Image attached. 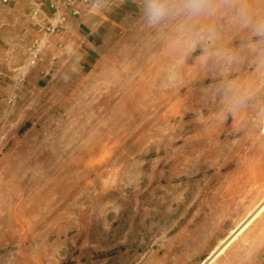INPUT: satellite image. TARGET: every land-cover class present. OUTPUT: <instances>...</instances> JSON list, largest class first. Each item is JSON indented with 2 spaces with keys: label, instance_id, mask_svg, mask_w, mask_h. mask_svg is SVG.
I'll list each match as a JSON object with an SVG mask.
<instances>
[{
  "label": "rangeland",
  "instance_id": "1",
  "mask_svg": "<svg viewBox=\"0 0 264 264\" xmlns=\"http://www.w3.org/2000/svg\"><path fill=\"white\" fill-rule=\"evenodd\" d=\"M10 1L0 264H264V74L248 33L204 22L237 54L225 77L179 21L149 26L142 0H59L31 18ZM225 78L250 86L246 106L230 108Z\"/></svg>",
  "mask_w": 264,
  "mask_h": 264
},
{
  "label": "clouds",
  "instance_id": "2",
  "mask_svg": "<svg viewBox=\"0 0 264 264\" xmlns=\"http://www.w3.org/2000/svg\"><path fill=\"white\" fill-rule=\"evenodd\" d=\"M142 12L149 26H158L176 20L178 38L187 51L201 49V61L221 67L225 77L237 54L221 43L214 24L204 22L211 18H226L238 32L248 37L241 47L254 56L258 73L264 74V10L254 9L250 0H142ZM221 90L232 110L246 106L252 92L250 86L241 88L225 78ZM264 119V109L259 113Z\"/></svg>",
  "mask_w": 264,
  "mask_h": 264
},
{
  "label": "crops",
  "instance_id": "3",
  "mask_svg": "<svg viewBox=\"0 0 264 264\" xmlns=\"http://www.w3.org/2000/svg\"><path fill=\"white\" fill-rule=\"evenodd\" d=\"M59 0H11V9L16 11V12H31L30 17L32 16V13L35 12L36 10H39L40 8H44L46 9L48 7V5L50 4V2H58ZM61 3V0L59 1ZM9 5V4H8ZM19 23L18 24H22L23 22H26L27 24V20L25 16H20L18 17ZM32 20V19H31ZM21 22V23H20ZM29 22V21H28ZM24 25V24H22ZM2 27V25H0V28ZM19 29H23V27L21 26ZM4 32V28L0 29V40H1V34ZM20 32H24V31H19ZM21 38L19 37H12L6 40V44L9 45L7 47L8 52L11 53V50H16V46H23V43L20 41Z\"/></svg>",
  "mask_w": 264,
  "mask_h": 264
},
{
  "label": "built area",
  "instance_id": "4",
  "mask_svg": "<svg viewBox=\"0 0 264 264\" xmlns=\"http://www.w3.org/2000/svg\"><path fill=\"white\" fill-rule=\"evenodd\" d=\"M9 1L10 0H0V7L8 5ZM66 2L68 5L73 6L76 3L86 2V0H66ZM74 13H77L76 9H74Z\"/></svg>",
  "mask_w": 264,
  "mask_h": 264
},
{
  "label": "bare ground",
  "instance_id": "5",
  "mask_svg": "<svg viewBox=\"0 0 264 264\" xmlns=\"http://www.w3.org/2000/svg\"><path fill=\"white\" fill-rule=\"evenodd\" d=\"M264 207V204L262 205V207L260 208V210Z\"/></svg>",
  "mask_w": 264,
  "mask_h": 264
}]
</instances>
